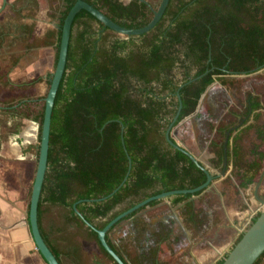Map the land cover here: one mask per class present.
Instances as JSON below:
<instances>
[{
	"label": "trees",
	"instance_id": "16d2710c",
	"mask_svg": "<svg viewBox=\"0 0 264 264\" xmlns=\"http://www.w3.org/2000/svg\"><path fill=\"white\" fill-rule=\"evenodd\" d=\"M60 1L55 68L65 19L77 3V0ZM83 1L129 29L146 27L160 7L153 8L140 0L129 3ZM20 28L29 37L34 33L28 31L26 23ZM108 32L116 34L86 10H81L74 19L66 69L52 115L39 226L46 204L63 206L69 212L66 224L87 231L103 253L113 260L101 245L97 231L87 223L103 230L121 213L148 198L195 189L207 181V174L186 153L167 141V130L180 107L178 94L183 108L175 126L197 112L203 95L217 78L226 85L223 79L226 76H247L264 69V0H170L163 18L149 33L110 39ZM136 40L140 41L139 45L135 44ZM53 74L38 77L30 84L45 80L51 86ZM262 98L255 92L247 94L246 123L251 118L261 117ZM29 103L21 101L3 110L13 119H30ZM45 106L46 102L34 118L40 124V142ZM241 116L234 115L239 119ZM204 126L205 123L202 129ZM207 127L216 135L210 143L215 154L213 164L224 168V145L227 133L231 132L227 170L232 165L238 169L242 159L238 145L240 127L222 123L218 126L208 123ZM203 131L206 133L205 129ZM256 132L258 143L250 151L253 160L246 162V169L236 173L237 191L254 185L263 168L264 124L257 127ZM200 142L202 145V140ZM1 146L0 139V151ZM130 159L132 168L125 184L112 197L101 200L123 183ZM202 192L171 198L173 204L178 205ZM124 203L126 207L115 212ZM146 208L133 212L112 229ZM185 211L200 225L208 224L204 214L198 219L194 202L187 203ZM42 236L59 260L58 253ZM108 243L118 253L116 247ZM226 257L218 264H223ZM263 258L264 255L255 264H261Z\"/></svg>",
	"mask_w": 264,
	"mask_h": 264
},
{
	"label": "crops",
	"instance_id": "0c3cea01",
	"mask_svg": "<svg viewBox=\"0 0 264 264\" xmlns=\"http://www.w3.org/2000/svg\"><path fill=\"white\" fill-rule=\"evenodd\" d=\"M55 43L54 40L53 43L39 48L37 59L34 60L36 62L29 65L25 72L31 73L33 70H38L40 74L43 65L45 72H49L55 62ZM43 58H47L45 62ZM27 77L30 80L33 79L30 75ZM197 117L202 118L200 113ZM192 123L193 127L190 126L188 129L192 131L189 132L191 138L193 133L194 138L192 139L195 143L185 141H187V147L201 159L206 154V149L200 146L198 140L204 131L200 126V119L194 117ZM38 139V126L30 122L18 135L2 142L0 151V264H47L37 249L29 225L30 201L35 181L34 174L36 175L35 146ZM209 170L215 175L211 169ZM224 180V176L214 179L210 188L178 205L173 204V198H168L154 206H147L143 211L112 229L107 234L108 241L116 247L119 255L127 264H141L140 254L147 255L148 243L146 241L131 243V240L129 242V226L132 221L149 223L153 220L158 221L157 218L160 221L166 214L172 219L174 215L183 214L187 203L190 202H194L198 209L203 206L211 218L212 211L207 204L211 197L219 198L222 202L224 187L222 182ZM126 204L119 205L115 212L125 208ZM227 208L224 203L221 211L224 212ZM44 210L40 231L49 245L58 253L60 264H117L103 253L98 242L91 239L87 231L68 226L67 218L63 216L59 206L46 204ZM234 222V218L228 212H224L222 220L211 221V227H217L212 233L214 235L204 238L201 237L202 233H196L193 228L199 225L194 226L186 220L185 216L180 215L178 228L174 230L173 236L168 241L160 245L158 254H155L152 261L159 259L163 264H214L226 254L232 245L230 240L226 242L222 236L225 234L226 227L236 226Z\"/></svg>",
	"mask_w": 264,
	"mask_h": 264
},
{
	"label": "rangeland",
	"instance_id": "374dc122",
	"mask_svg": "<svg viewBox=\"0 0 264 264\" xmlns=\"http://www.w3.org/2000/svg\"><path fill=\"white\" fill-rule=\"evenodd\" d=\"M122 1L129 3L131 0ZM146 1L155 8L160 5L162 0ZM60 2V0L55 2L52 0H8L7 6L0 12V39L2 40L0 41L1 142L18 135L25 125L30 122H34L38 126L40 133V124L37 123L34 118L43 108L50 86L45 80L36 84H30V82L38 77L46 78L49 73H54L55 67L53 66L52 69L46 73L43 65L41 69L42 73L40 74L38 70H33L31 73H26L25 70L33 62H36L34 60L37 59V51L39 48L43 47L45 44L53 43L55 40V50L58 39L57 31L59 29L58 17L60 15V9L62 11ZM2 5L3 0H0V9ZM24 23L29 26L28 31L32 30L34 32L31 37L21 31L20 26ZM166 23H168V21ZM55 28L57 29L55 30ZM53 35H56V37ZM108 36L110 39L119 37L129 38L111 32H108ZM135 44L139 45L140 41L136 40ZM46 59L47 58H43V62H45ZM27 75L32 76L33 79H28ZM223 79H225L226 85L217 78L216 82L208 89V94L203 103L204 106L200 112V116L203 114L202 118L195 116V119H200L201 128H203V124L205 123L204 129L206 130V133L204 132L205 135L203 134L204 136H200L198 140L199 144H201L200 141L202 140L203 144L200 146L206 149V154L201 160H203L204 164L209 166L208 168L218 176L216 178L221 177L224 168H222V166L218 168L212 162L215 158V154L211 151L212 148L210 143L215 139L216 135L214 134L215 132L213 133L208 129V123L214 124L215 126L222 123L223 125H236L240 127L239 133L236 131L233 136L237 133L239 135L238 145L242 151V159L238 164V169L233 168L232 165L229 167V170H226V175H224L225 180L222 182L224 185L222 202L219 198L216 199L211 197L207 205L212 211L213 220H222L224 212H228L230 216L234 218V223L236 225L243 220L248 221L249 219H252V225L261 211H263V208H260V202L255 196V191L257 183L261 180L262 173H264V161L262 162L263 168L256 176L255 184L248 189L236 190V173L239 170L246 169V162L253 160L250 151L253 145L258 143L256 129L264 124V108L261 111L262 115L259 119L251 118L247 123L246 121L248 119L244 112L248 93L255 92L264 98V69L247 76H226ZM27 100L30 101L29 104H31L32 108V110L29 111L30 119H13L3 110L5 106ZM194 115H196V113ZM234 115L242 116L241 119H239L234 117ZM182 137L184 140L193 143L192 138L194 137L192 136L191 138L190 132L185 131ZM217 139L219 140V137ZM39 145L40 141L38 139L35 146V172L39 159ZM258 196L264 200V177L258 188ZM224 203L228 208L222 212L221 208ZM59 209L63 213V216L67 217L69 215L67 208L59 206ZM250 226L247 227L246 230L249 229ZM242 235L243 234H241V236ZM233 246L229 248L228 253L232 250Z\"/></svg>",
	"mask_w": 264,
	"mask_h": 264
},
{
	"label": "water",
	"instance_id": "95a60500",
	"mask_svg": "<svg viewBox=\"0 0 264 264\" xmlns=\"http://www.w3.org/2000/svg\"><path fill=\"white\" fill-rule=\"evenodd\" d=\"M140 1L149 4V2L146 0H140ZM169 2L170 0H162L159 9L155 11L153 20L146 27L141 29H129L126 27H122L117 23H115L114 21H112L110 18H108L104 13H102L101 11H99L98 9H96L95 7H93L92 5L88 4L83 0H77V3L73 6V8L70 10L69 14L65 19L62 28L59 60L53 74V79L48 91V95L45 99L46 106H45L44 123H43L42 136L40 142V153H39L37 171L35 175V181L32 188L30 209H29V225L31 228V233L38 251L40 252V254L42 255L43 259L46 261L47 264H60V262L57 259V257L54 255V253L51 251V249L49 248V246L47 245L41 234L40 226H39V203L42 195V189L45 181L46 172L48 169L52 115H53L56 96L66 69L74 19L81 10H86L94 17H96V19L102 22L107 28L118 33L119 35L126 37L138 36L149 33L158 25V23L161 21V19L163 18L166 12ZM7 3L8 0H3V5L2 8L0 9V12L7 6ZM207 94L208 91L203 95L199 103L196 115L186 118L177 126H175V123L178 121L179 116L181 114V110L183 108L181 95L178 94V98L180 100V107L166 133V138L168 143L175 149L181 150L184 153H186L196 163V165L200 167L207 174V181L203 185L195 189L165 192L160 195L148 198L143 202L137 204L136 206L121 213L119 216L113 219L103 230H98L92 224L87 223V225L92 230L97 231L101 245L104 247V249L109 253V255L113 258V260L117 264H127V263L109 245L107 241V234L113 228V226H115L118 222H120L121 220L132 214L133 212L139 210L144 206H148L153 201L168 199L176 195L196 194L198 192L205 191L212 186L215 176L211 173V171L203 163V161L195 153H193L189 147H187L188 144L182 137L185 131L187 132L191 131L188 128L190 126L193 127L192 126L193 118L201 112L204 99L206 98ZM230 133L231 132L227 133V139L224 145L225 160H224V169L221 173V176L226 175L227 156H228L227 146L229 143ZM193 143H195V140L193 141ZM131 168H132V161L130 159L129 172L125 177L123 183L115 191H113L112 194L101 200H106L112 197L116 192H118V190L127 181L130 175ZM263 177H264V173H262L261 175V180ZM261 180L257 183L255 196L260 202L263 211H261L260 215L256 218V221L250 226V228L244 232L241 241L238 244H236L233 250L230 251L223 264H255L264 255V200L258 196V188L261 185Z\"/></svg>",
	"mask_w": 264,
	"mask_h": 264
},
{
	"label": "flooded vegetation",
	"instance_id": "af4514ba",
	"mask_svg": "<svg viewBox=\"0 0 264 264\" xmlns=\"http://www.w3.org/2000/svg\"><path fill=\"white\" fill-rule=\"evenodd\" d=\"M214 176L215 178L218 177L216 175ZM202 208L203 206H201L200 209L196 208L195 214L198 215V219H200L199 215L204 214L206 221L208 223L207 225H203V224L200 225L196 221H193L191 219V215L186 213V211L180 215L185 216L186 220L192 223L194 226L196 225L201 226V227L199 226L193 227L196 233L198 234L202 233L201 237H204V238H207L209 236L212 237V235H214L212 233L215 232V229L217 228V227H211L212 225L211 221L213 220V215L211 214L212 217L209 218V216L205 212V209L204 208L202 209ZM260 208H262L261 204H260ZM180 215L178 216L174 215L173 218L170 219L169 218L170 216L166 214L164 218L161 219L160 221L157 218L158 221L153 220V221H150L149 223L147 222H137L136 223V221L134 222L132 221L131 225L129 226L130 227L129 228L130 236L128 238L129 242L131 240V243H136V242L138 243V242H144V241L148 243L147 255L140 254L141 264H163L160 262L159 259L157 261H152V257L154 256L155 251L158 250L160 245L168 241L173 236L174 230L178 228L177 224H178V218L180 217ZM246 222H247L246 220H243L241 223L237 224L235 227H226L225 234L222 237L226 240V242L229 240L232 242L231 247L235 244V241L241 236V234H244V232L246 231V229L243 227ZM251 222H252V219H250V224ZM164 238H166V240H163ZM228 250L226 251V254H224L221 257V259L215 262L214 264H218L220 261H222L230 253V252L228 253ZM261 264H264V258Z\"/></svg>",
	"mask_w": 264,
	"mask_h": 264
},
{
	"label": "built area",
	"instance_id": "2783aa9c",
	"mask_svg": "<svg viewBox=\"0 0 264 264\" xmlns=\"http://www.w3.org/2000/svg\"><path fill=\"white\" fill-rule=\"evenodd\" d=\"M256 214V213H255ZM254 214V215H255ZM251 224H250V219L244 224V228L246 229L247 227H249Z\"/></svg>",
	"mask_w": 264,
	"mask_h": 264
},
{
	"label": "bare ground",
	"instance_id": "6f19581e",
	"mask_svg": "<svg viewBox=\"0 0 264 264\" xmlns=\"http://www.w3.org/2000/svg\"><path fill=\"white\" fill-rule=\"evenodd\" d=\"M33 125V124H32ZM33 127V126H32Z\"/></svg>",
	"mask_w": 264,
	"mask_h": 264
}]
</instances>
